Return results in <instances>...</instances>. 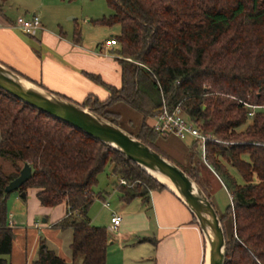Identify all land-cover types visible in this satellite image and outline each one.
<instances>
[{
	"label": "trees",
	"instance_id": "1",
	"mask_svg": "<svg viewBox=\"0 0 264 264\" xmlns=\"http://www.w3.org/2000/svg\"><path fill=\"white\" fill-rule=\"evenodd\" d=\"M107 3L112 14L97 23L121 28L114 38L122 86H110L88 74L109 97L101 101L90 95L78 104L118 126L120 115L109 111L112 106L123 103L139 113L143 123L135 135L130 133L180 166L210 199L199 180L201 168H208L199 144L193 142L183 166L156 145L165 136L146 124L164 106L180 105L203 134L218 140L209 141L206 151L231 199L221 216L225 264H264V110L250 119L244 104L264 105V0ZM80 34L75 32L76 39ZM0 158L13 168L6 173L0 166V264H11L5 257L12 255L16 237L7 225V201L13 192L5 189L25 164L31 166L32 177L14 192L36 189L45 208L67 204L66 217L53 227L73 231L72 257L82 264H106L110 233L92 225L88 212L97 197L98 177L108 165L124 203L146 198L153 190H167L121 152L1 89ZM230 219L233 231L228 238L225 223ZM193 221L197 224L194 217ZM34 264L67 262L43 241Z\"/></svg>",
	"mask_w": 264,
	"mask_h": 264
},
{
	"label": "crops",
	"instance_id": "2",
	"mask_svg": "<svg viewBox=\"0 0 264 264\" xmlns=\"http://www.w3.org/2000/svg\"><path fill=\"white\" fill-rule=\"evenodd\" d=\"M35 16L40 18L37 14ZM31 17H34V14ZM40 20L44 29L34 36H29L18 29L16 22L10 20L7 14L0 10L2 64L47 90L80 104L90 95L98 97L101 101L109 97V92L91 80L88 74L99 77L110 86L116 88L122 86V70L117 56L119 47L104 48L107 40L97 45L86 43L81 34L79 39H76L77 29L70 36L63 30L58 32L48 28L41 18ZM114 37L111 35V38ZM109 111L120 115L121 127L126 128L121 124L122 122L128 127H134L133 131H139L143 117L129 106L118 103ZM152 119L146 120L149 127ZM193 142L191 138L181 140L177 136L168 135L159 137L156 145L174 160L186 165L187 155ZM201 181L209 196L216 184L224 187L209 166L202 170ZM116 192L117 204L112 214H119L122 223L113 231L110 218L107 227L110 240L106 264L205 263V241L202 232L194 223L188 208L174 194L167 190H153L146 198L138 197L129 203H124L120 199L118 189L115 190ZM18 195L17 200L19 198L26 200L29 195L32 196L22 213H9L7 225L16 233L12 256L15 254L18 242L20 247L18 254L21 256L19 264L22 262L28 264L29 259L33 260L35 255L38 256L39 246L43 241L54 252L59 248L61 252L58 256L67 264H82L81 259L73 260L72 257L70 246L73 231L71 229L61 231L53 227L66 217L67 204L63 203L55 208L42 207L37 199L36 189H29L25 198L19 193ZM99 197L103 200L104 206L110 207L102 194ZM210 199L212 201V198ZM212 203L214 204V201ZM218 212L220 216L224 215L223 212L219 210ZM89 218L93 225V219L90 216ZM10 221L14 224L13 227L10 226ZM226 223H231L232 226L231 219ZM69 232L72 234L71 240L68 241L70 253H64L62 247L65 242L62 237Z\"/></svg>",
	"mask_w": 264,
	"mask_h": 264
},
{
	"label": "water",
	"instance_id": "3",
	"mask_svg": "<svg viewBox=\"0 0 264 264\" xmlns=\"http://www.w3.org/2000/svg\"><path fill=\"white\" fill-rule=\"evenodd\" d=\"M0 89L114 148L137 164L174 194L195 218L205 241L204 264H225L226 233L221 216L205 191L180 166L138 140L121 126L100 116L92 108L83 107L47 90L1 62ZM31 177L32 168L25 164L20 175L9 183L5 192L19 190ZM21 196L25 198L26 193L23 192Z\"/></svg>",
	"mask_w": 264,
	"mask_h": 264
},
{
	"label": "rangeland",
	"instance_id": "4",
	"mask_svg": "<svg viewBox=\"0 0 264 264\" xmlns=\"http://www.w3.org/2000/svg\"><path fill=\"white\" fill-rule=\"evenodd\" d=\"M0 10L5 12L9 19L15 22L21 16L30 18L33 14H37L48 28L58 32L63 30L70 36H72L75 29H77L86 43H94L95 45L110 39L111 35L116 37L120 33L119 25L106 26L97 23L98 20H101L104 17H109L112 14V10L108 5L107 0H0ZM121 124L126 127L124 129H128V131L134 135L137 133L135 130L133 131L134 127H128L122 122ZM176 162L181 164L178 161ZM0 166H2V169L6 173L13 171L11 163L4 161L1 158ZM203 169L204 168L202 167L200 174ZM199 180L201 181L200 176ZM98 181L99 183L94 189L97 197L91 206L88 215L93 219L92 223L94 226L107 228L110 224L112 211L117 204V192L115 193V190H117L115 186L117 178L112 174L111 166L108 165L105 168L104 172L99 175ZM239 181L240 183L242 182L241 180ZM201 184L204 185L202 181ZM212 191L213 192L210 194V198L214 201V204H212L217 212L219 210L225 213L227 208L231 205L230 196L225 188L218 184L213 187ZM100 194L105 197V201L109 203L110 207L104 206L103 200L99 197ZM17 195L18 193L15 192L8 198V213H22L24 206H27L32 199V196L29 195L26 200L20 199L19 197L17 200ZM42 219L43 218H41V220ZM225 227L228 231V238H230L233 231L231 223H225ZM43 235L44 234H42V236ZM63 236L62 239L65 243L63 244L62 249L64 253H70L68 241L71 240L72 234L69 232ZM56 249L55 252L59 255L61 250L59 248ZM18 250H20V247L17 242L15 254L13 256L5 257L11 262V264H19L21 256L18 254ZM37 258L38 256L35 255L33 260H28V264H34ZM22 264H24V262H22Z\"/></svg>",
	"mask_w": 264,
	"mask_h": 264
},
{
	"label": "built area",
	"instance_id": "5",
	"mask_svg": "<svg viewBox=\"0 0 264 264\" xmlns=\"http://www.w3.org/2000/svg\"><path fill=\"white\" fill-rule=\"evenodd\" d=\"M16 27L29 36H34L38 31L44 29L40 18L37 16L31 18L19 17L16 21ZM117 44L118 43L115 38H110L104 43L103 47L112 48L117 46ZM244 104L250 109V119L255 117L258 110H264V105H253L249 103ZM151 128L163 136L174 135L181 140L191 138L199 144L202 160L210 167L207 159L206 145L209 141L218 142V140L209 135L203 134L200 129L187 118L180 105L173 109L164 106L163 111L153 117ZM120 184L127 185L124 180H120ZM121 223L122 217L117 213H113L111 217L112 230H117ZM9 224L12 227L14 225L12 221H10Z\"/></svg>",
	"mask_w": 264,
	"mask_h": 264
}]
</instances>
